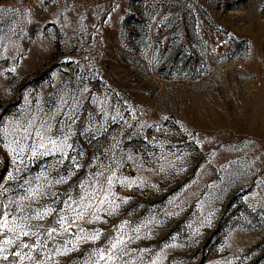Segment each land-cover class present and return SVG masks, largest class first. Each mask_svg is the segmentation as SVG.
Instances as JSON below:
<instances>
[{
    "label": "rangeland",
    "instance_id": "1",
    "mask_svg": "<svg viewBox=\"0 0 264 264\" xmlns=\"http://www.w3.org/2000/svg\"><path fill=\"white\" fill-rule=\"evenodd\" d=\"M0 10V203L19 200L25 181H52L23 203L59 210L109 166L135 181L115 183L114 214L89 223V210L71 229H99V240L41 236L36 264H93L119 235L115 264H264V0H0ZM68 115L80 168L31 157L33 138L23 154L6 147L33 118L62 138ZM57 218L31 223L43 233ZM65 240L76 249L55 255Z\"/></svg>",
    "mask_w": 264,
    "mask_h": 264
},
{
    "label": "snow or ice",
    "instance_id": "2",
    "mask_svg": "<svg viewBox=\"0 0 264 264\" xmlns=\"http://www.w3.org/2000/svg\"><path fill=\"white\" fill-rule=\"evenodd\" d=\"M68 119L70 121L67 126L68 131L64 132L61 138L60 136L54 137L53 135H50L53 128L47 121H43L40 127L34 129L35 118H33V120L29 121L28 124L23 127L22 135L17 139L11 140L6 147H9V151L15 153L16 148H12L10 145H17L19 147V154H23L25 152V146L21 144V140L33 138L38 141V143L32 145L30 149L31 157L55 155L58 153L62 157L59 163L62 164L64 159H71L74 162L75 167L78 169L80 168V164L77 161L76 156H69V151L75 150L74 145L69 142L72 135H74L71 129L75 120L71 115H68ZM33 129L34 131H32ZM3 131L7 133V129H4ZM84 131L87 132L90 131V129L86 128ZM80 155H83V152H81ZM129 159H131V157H129ZM107 170L110 171V174L106 177L104 176V171L94 174L95 177H103L104 179L103 181L95 180L92 191H87L86 186L81 184L80 187L85 189L84 194L81 195L78 200L69 196L68 200L63 201L64 207L59 210L51 204L46 206L42 205V210L32 209L31 204H24V201L38 202L41 197L48 196L49 192L46 191V187H50L53 183L52 181H48L47 185L38 184L36 187H32L31 182L25 181V183L28 184V187L24 188V195H21L19 200L9 201L7 205L0 203V237H2V239H0V260L7 261L8 264H24L25 260H29L32 261L33 264H36L33 252L43 249L47 245V240H45L43 244L41 243V236H46L48 239H55L53 235L54 233L59 235L65 233L74 235L77 242L81 240H99L103 235L99 229H96L91 233H87L83 228H78L76 233H72L71 229L77 224V222L84 220L85 217L89 215V210H91V219L88 220L89 223L101 222L102 217L99 215L101 211L107 212L108 215L114 214L119 207L116 200L113 198L115 197V193L113 192L115 183L127 185L128 187L135 184V181L129 182L127 178L120 179L116 174V170L111 166H109ZM72 175H74V173L71 171L67 177L61 175L59 179L54 181V183H67ZM41 176H44V174L41 173ZM36 179L39 180L40 177H37ZM44 179L47 180V177L44 176ZM21 187H24V185H21ZM0 189H2V186H0ZM3 191H7V189H2L0 195H2ZM51 195L56 196V193L53 192ZM93 202H95V204ZM123 202L127 203V198H125ZM55 203L56 201L53 200L52 204ZM13 204L16 206V211L19 213L18 215L13 211ZM73 205H76V207H73ZM105 205H107V207H104ZM26 212H30L31 214H25ZM69 212L72 213L71 219L67 214ZM53 214H57L58 218L55 220L54 225L47 227L43 233L40 232L42 225L31 223L32 220L43 221ZM126 223L127 222H124V224L120 225L121 233L123 232ZM134 231L138 232L139 229H135ZM25 237L29 240L35 238L34 242H26L24 240ZM69 243L70 241L65 240L60 248L54 250V254L59 256L75 250L77 244H72V246L69 247ZM124 244L125 240L122 235L109 240L107 253L103 248L94 250V254L99 257V260L94 261L93 264H99L101 260H103L105 264H115V260L118 257L114 256L113 252ZM24 249H28V251L25 252ZM121 251H123L122 248ZM52 253L53 250L48 249L47 259L51 258ZM153 264H155V262H153Z\"/></svg>",
    "mask_w": 264,
    "mask_h": 264
},
{
    "label": "built area",
    "instance_id": "3",
    "mask_svg": "<svg viewBox=\"0 0 264 264\" xmlns=\"http://www.w3.org/2000/svg\"><path fill=\"white\" fill-rule=\"evenodd\" d=\"M224 57L228 58L231 57V54L229 51L224 52ZM238 70H242L243 69V61H239L238 65H237ZM259 86H261V83H258Z\"/></svg>",
    "mask_w": 264,
    "mask_h": 264
}]
</instances>
